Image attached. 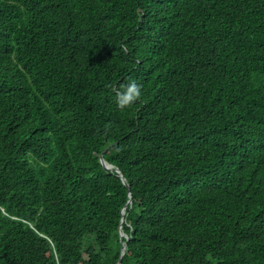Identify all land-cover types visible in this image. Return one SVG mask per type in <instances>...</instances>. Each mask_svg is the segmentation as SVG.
<instances>
[{
    "label": "trees",
    "instance_id": "16d2710c",
    "mask_svg": "<svg viewBox=\"0 0 264 264\" xmlns=\"http://www.w3.org/2000/svg\"><path fill=\"white\" fill-rule=\"evenodd\" d=\"M121 256L264 264V0H0V264Z\"/></svg>",
    "mask_w": 264,
    "mask_h": 264
},
{
    "label": "clouds",
    "instance_id": "9594fccd",
    "mask_svg": "<svg viewBox=\"0 0 264 264\" xmlns=\"http://www.w3.org/2000/svg\"><path fill=\"white\" fill-rule=\"evenodd\" d=\"M141 95H142V85L139 84L136 80H129L126 83H122L119 87V90L116 91L115 102L119 108L124 109V108L130 107L132 104H134L141 97ZM107 166H112V165L107 164ZM107 169H109V168H107ZM113 169H114V167L112 169H109V170H113ZM119 174L121 175V172ZM124 183H126V182H124ZM130 199L132 201L131 196H130ZM129 201L127 202L126 206L123 209L124 214L122 211L123 218L121 220V223L125 222L126 208L128 206H130V208H132V203L128 204ZM121 236L126 237V238L128 237L123 231H121ZM128 240H129V238L127 239V241Z\"/></svg>",
    "mask_w": 264,
    "mask_h": 264
},
{
    "label": "water",
    "instance_id": "95a60500",
    "mask_svg": "<svg viewBox=\"0 0 264 264\" xmlns=\"http://www.w3.org/2000/svg\"><path fill=\"white\" fill-rule=\"evenodd\" d=\"M101 162H102V164L105 165L107 168H109V169H112V168H113L112 166H107V164L105 163V161H104L103 159L101 160ZM116 171H117L118 173H120L119 170L116 169ZM121 176H122V175H121ZM123 181L126 182L125 179H123ZM131 203H132V201H131V199H130V201H129L128 204H131ZM123 214H124V211H123ZM126 250H127V245L124 247V249H123V251H122V255H124V253H125ZM121 260H122V256H121V258H120L118 264H121Z\"/></svg>",
    "mask_w": 264,
    "mask_h": 264
}]
</instances>
